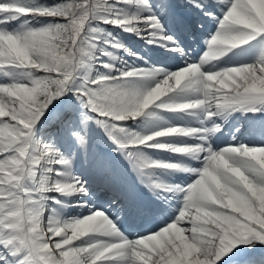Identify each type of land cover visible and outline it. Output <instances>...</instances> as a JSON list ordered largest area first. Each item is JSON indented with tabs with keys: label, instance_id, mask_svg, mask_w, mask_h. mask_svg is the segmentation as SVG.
<instances>
[{
	"label": "snow or ice",
	"instance_id": "1",
	"mask_svg": "<svg viewBox=\"0 0 264 264\" xmlns=\"http://www.w3.org/2000/svg\"><path fill=\"white\" fill-rule=\"evenodd\" d=\"M113 26L163 58L117 63ZM239 111L264 136V0H0V264H264Z\"/></svg>",
	"mask_w": 264,
	"mask_h": 264
},
{
	"label": "bare ground",
	"instance_id": "2",
	"mask_svg": "<svg viewBox=\"0 0 264 264\" xmlns=\"http://www.w3.org/2000/svg\"><path fill=\"white\" fill-rule=\"evenodd\" d=\"M125 32V31H124ZM122 32L119 36L121 37V39L124 40V42L131 48L133 49H136V47L134 45H132V37L127 34V33H124ZM127 49L125 48H122V49H116V54H117V57H119V59H117V63H120L121 61L125 62V63H135V58L133 56H129L131 55V52H128L127 54V51H125ZM135 59V60H134ZM145 117H141V121L144 119ZM129 123H132L133 124V127H138L139 125L133 123V121H129ZM73 145H70V147H65L66 149L68 150H72L73 149ZM102 150L105 151L106 153H113L114 154V158L116 159H121L122 157V154H115L114 153V148L113 147H110V146H107V145H102ZM79 169H81V162H78L77 165H76V170L78 172ZM179 175L183 176V177H186L187 176V173H179ZM68 200L71 201L72 197L71 195H69L68 197ZM178 205V202L176 203ZM76 205L74 204V207L73 205L70 206V207H67L64 209L65 211V214H67L68 216H76L77 215V210H76ZM79 215V214H78Z\"/></svg>",
	"mask_w": 264,
	"mask_h": 264
},
{
	"label": "rangeland",
	"instance_id": "3",
	"mask_svg": "<svg viewBox=\"0 0 264 264\" xmlns=\"http://www.w3.org/2000/svg\"><path fill=\"white\" fill-rule=\"evenodd\" d=\"M114 32H116V34H117V30H116V28L115 27H113V29H112Z\"/></svg>",
	"mask_w": 264,
	"mask_h": 264
}]
</instances>
